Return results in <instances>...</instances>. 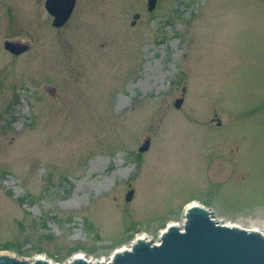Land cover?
I'll use <instances>...</instances> for the list:
<instances>
[{"label": "rangeland", "instance_id": "rangeland-1", "mask_svg": "<svg viewBox=\"0 0 264 264\" xmlns=\"http://www.w3.org/2000/svg\"><path fill=\"white\" fill-rule=\"evenodd\" d=\"M53 21L0 0V253L109 259L193 201L264 232V0H77Z\"/></svg>", "mask_w": 264, "mask_h": 264}, {"label": "water", "instance_id": "water-1", "mask_svg": "<svg viewBox=\"0 0 264 264\" xmlns=\"http://www.w3.org/2000/svg\"><path fill=\"white\" fill-rule=\"evenodd\" d=\"M158 0H148V9L154 10ZM77 0H46V8L54 17V26L64 25L70 18ZM140 18L135 15L133 24ZM5 48L13 54H22L30 44L6 40ZM184 99L176 101L181 107ZM147 138L140 148L149 149ZM134 189L127 194L131 200ZM183 229L179 225L168 226L162 233L160 244L140 238L130 250L116 251L110 263L91 262L86 258H72L69 264H264V233L238 226H229L213 217V211L204 205L187 208ZM0 264H54L46 257L34 260L0 253Z\"/></svg>", "mask_w": 264, "mask_h": 264}, {"label": "bare ground", "instance_id": "bare-ground-1", "mask_svg": "<svg viewBox=\"0 0 264 264\" xmlns=\"http://www.w3.org/2000/svg\"><path fill=\"white\" fill-rule=\"evenodd\" d=\"M201 203L200 202H198V201H193V202H190L189 204H187V208L188 207H191V206H193V205H200ZM201 205H203V204H201ZM172 225H182L181 223H179V222H175V221H172V222H170V224H169V226H172ZM227 225H229V226H238V227H241V225L240 224H232V223H228ZM250 230H256V231H263L261 228H259V227H253V228H249ZM166 231V230H165ZM140 238H146V235H137L136 236V238H135V241H137V240H139ZM159 240L158 241H156V244H159ZM132 244H129V245H123V246H121V247H119L118 248V252H122V251H125V250H130L131 249V246ZM38 257H46V256H44V255H42V254H40V255H38ZM47 258V257H46ZM72 258H85V255L82 253V252H80V251H77V252H75L74 253V255H73V257ZM109 259H110V257H109ZM88 260V259H87ZM111 260V259H110ZM99 262H102V261H99Z\"/></svg>", "mask_w": 264, "mask_h": 264}, {"label": "built area", "instance_id": "built-area-1", "mask_svg": "<svg viewBox=\"0 0 264 264\" xmlns=\"http://www.w3.org/2000/svg\"><path fill=\"white\" fill-rule=\"evenodd\" d=\"M105 259V258H104ZM110 259H112V255L110 256ZM110 259H105V260H101V258L100 259H92L91 261H93V262H95V261H111ZM90 260V259H89Z\"/></svg>", "mask_w": 264, "mask_h": 264}]
</instances>
